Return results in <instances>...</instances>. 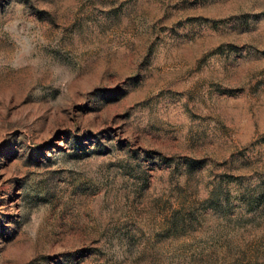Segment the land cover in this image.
Masks as SVG:
<instances>
[{"label":"rangeland","instance_id":"1","mask_svg":"<svg viewBox=\"0 0 264 264\" xmlns=\"http://www.w3.org/2000/svg\"><path fill=\"white\" fill-rule=\"evenodd\" d=\"M0 264H264V0H0Z\"/></svg>","mask_w":264,"mask_h":264}]
</instances>
